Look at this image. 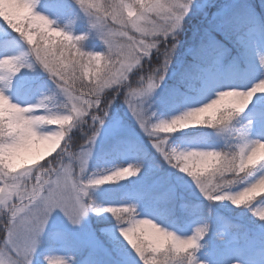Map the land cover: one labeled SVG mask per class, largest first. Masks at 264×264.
<instances>
[{"label":"snow or ice","instance_id":"1","mask_svg":"<svg viewBox=\"0 0 264 264\" xmlns=\"http://www.w3.org/2000/svg\"><path fill=\"white\" fill-rule=\"evenodd\" d=\"M137 5L142 15L136 13ZM35 7L36 0H0V18L18 34L12 37L6 33L4 39L10 43L0 49V184L3 185L0 204H5L11 213L4 240L7 255L0 252V258L6 264H29L30 259L32 264H66L69 255L44 251L45 243L72 246L69 233L58 224H53L45 240L50 217L54 210H59L67 223L79 230L77 241L81 249L87 250L86 264H264V207H257V204L264 205V196L254 200L264 193V56L258 58V66L246 75L226 71L221 66L222 57L204 64L201 53L221 50L219 42L207 30V43L202 42L193 64L183 65L172 60L169 67V58L177 45L173 42L171 49L165 48L163 69L149 76L147 87L128 93V97L135 98L128 103L134 122L153 140L150 146L154 155L149 157L142 145L121 134L119 121L107 123L115 102L102 114H93L92 109L100 113L102 94L125 80L123 76L132 57H139L141 63L142 57L150 56L152 49L159 46L155 40L137 41L129 36V26L142 36L162 35L165 43L169 38L175 41L190 9H199L201 5L194 4L193 0H170L167 4L161 0H134L127 4L131 22L124 23L111 9L104 8L100 0H80L77 15L82 13L87 18L89 29L95 31L107 49L100 51L101 57L95 52L81 51L80 43L85 35L69 39V35H74L68 24L77 18L71 12L67 13L64 28L53 31L49 20L34 14ZM234 8L250 28H255L259 21L264 30V19L257 17L250 5ZM161 11L170 13L164 24L148 20V13L159 15ZM92 12L97 13L95 19L91 17ZM109 18L121 28L106 30L103 22ZM233 18L228 13L218 14L214 18L216 30L226 32ZM144 22L151 27L142 26ZM37 29L38 32L34 31ZM116 36L126 37L127 43L117 46ZM17 46L20 50L13 51ZM113 56L118 59L113 61ZM102 60L106 61L103 67ZM34 65L52 77L55 90L33 107H22L11 102L7 91L21 69H32ZM81 69L82 76L77 74ZM113 73L119 77L118 82L105 86L102 77ZM83 79H89L90 85H84ZM169 79L177 80L179 86L162 89L161 85H167ZM77 82L84 89L79 95ZM15 86L18 91L27 87L20 80ZM158 89L166 91L163 100L170 107L197 106L185 107L172 116L158 115L151 110L152 102L159 95ZM234 93L249 97L239 114L221 108L224 97ZM246 109L250 110L241 120ZM29 115L50 117L49 123L43 126L45 130L38 131L40 127L31 126L25 119ZM88 117L93 128L86 145L78 153H69L68 145H63L62 157L67 156L68 164L63 159L58 166L38 164L46 153L55 152L62 141L70 140L73 129ZM53 125L57 127H49ZM201 127L213 129L217 136L224 138L225 147L181 149L171 143L174 134ZM125 160L128 162H122ZM165 164L175 170V178L157 177L149 183L150 175ZM17 169L22 170L16 172ZM13 172L16 174L12 175ZM142 176L145 179L130 189L120 184L132 178L140 181ZM106 184L126 189L121 194V202L103 205L93 198L91 193ZM193 188L209 204L227 202L237 209L244 206L252 217H258L259 224L253 230H245L217 215L215 221L202 218L195 225L204 227L197 226L193 231L192 226V234H184L187 218L199 208L184 195ZM141 203L149 209L146 219H137ZM92 217L97 218L95 225ZM109 217L116 222L111 228ZM212 223L218 226L215 233ZM154 224H160L166 231L156 229ZM220 229L226 235L235 233V236L224 243L226 251L222 257L210 262L199 253L208 252ZM45 256L47 259L43 260ZM72 264H76L74 259Z\"/></svg>","mask_w":264,"mask_h":264},{"label":"trees","instance_id":"2","mask_svg":"<svg viewBox=\"0 0 264 264\" xmlns=\"http://www.w3.org/2000/svg\"><path fill=\"white\" fill-rule=\"evenodd\" d=\"M219 2L223 3L222 1H219ZM230 2H231V0H229V2L227 3V8L229 7ZM263 2H264V0H236L234 2V4H232L230 6L231 10H228V12H226L229 14V16L234 17L226 32H221V31L216 32L213 29V27H210V24H214L215 26H216V24H215L214 20L208 21L211 17V13H213V11H214L213 7L208 8V10H207L208 14H207L206 18L203 20L204 22H201L200 24H198V26L196 28L197 31H201V34H202L201 42L192 46L191 48L187 44L189 43L190 35L193 34L191 30H193L195 25H197V24L194 21L190 22V19H186L185 22L182 23V27H181L180 31L177 33L175 41H173L171 38H169L168 41L165 43L164 37L162 35L159 37L148 36L147 41L152 42L155 40V42H157L159 46H158V48H155L151 52L150 56H148V58L143 60L140 63V65L129 75L128 81L126 83V85L129 87L128 92L132 89H137L141 86H144L146 83H148L149 76H154L155 72L157 70L163 69V52H164V49L165 48L171 49L173 42H175L177 47L172 52V55L169 58L170 59L169 67H171V61L172 60H176L180 64H183V65H189V64L195 63L196 59H197V50L201 47L202 42L206 43V37H207L205 35L206 30L210 34V36H214L216 38L218 36H220V37L223 36L219 40H223L227 44V46H232L235 48L237 45L238 29L246 22L238 15V10L235 9L234 6L241 5V4H247L253 8H258L263 4ZM216 6H221V5L216 4ZM216 6H214V7H216ZM200 18L203 19L202 17H200ZM0 26H3L4 29L7 31V33H10L12 37L18 36V34L15 33V31L13 29H11L7 25V23L3 21L2 18H0ZM34 31L38 32L39 30L37 29ZM56 39L60 40L61 38H56ZM214 51L215 50H209L207 52L201 53L200 54L201 62L206 63L207 61H209V59H210V57H212V53ZM105 63H106V61L102 60L101 61V67H103L105 65ZM21 71H22V74L20 75V78L25 81L24 83H28L30 81H37V80H40L43 78H47L48 87H49L48 92L52 91V89L55 86L52 83V77L49 76L38 65H34V67L32 69H27V68L21 69ZM82 73H83V69H81L80 72L77 74L82 76ZM89 75H91V72L89 73ZM33 78L36 80H32ZM82 82L84 85H90V83H91L89 79H83ZM171 84L179 85V82L175 79H169L167 82V85H171ZM80 88H81L80 82H77L76 89L80 90ZM79 92L80 91H76V94L79 95ZM124 94H125L124 91L119 92V91H115L113 89L105 90V92L101 96V100L103 101V103L100 105L101 111H100V113H97L95 109H92L93 114H102V112L105 108H108L110 105L113 104V102H115L114 105L110 109L109 116L106 118V121L109 122L113 119H116L118 117L123 116L124 115L123 114L124 108H122V106H123V101H124V98L126 95V94L125 95ZM163 109L164 108H160L158 113H162ZM242 118H243V114H241L240 119L242 120ZM92 128H93V122L91 120V117H88L87 120L82 124V126L79 129H77L76 131H73L71 133V139L70 140H65L64 143L60 146V148L52 156L44 159L39 164L47 166L49 163H52L53 165L58 166L59 163L61 162V159H63V163L65 164V162H66L65 160H66L67 156L62 157V154L65 151L63 145L67 144L68 145L67 151L69 153H73L79 147H81L83 144H85L87 142V137L91 135ZM214 133H215V131L213 129L201 127V128H196L193 131H189L187 134H185V136L191 137V139H199L203 135L211 137L212 134H214ZM210 141L214 142L212 139H210ZM225 143H226V140L223 139V140H219L216 144H218L220 148H223V147H225ZM34 167H36V166H34ZM21 170L22 169H17L16 172H19ZM16 172H13L11 174L15 175ZM165 178H167V177H165ZM148 182L149 183L151 182V180L149 178H148ZM32 183L33 184L35 183L34 178H33ZM260 196H264V195H258L257 197L254 198V200L258 201L260 199ZM189 201L193 205H198L200 208H204V201L203 200L190 199ZM259 206H260V204H257V207H259ZM218 211L221 212L224 216L227 217V219H229L233 223L241 225L243 227V229H245V230L255 229L256 225L259 224L258 217H252L250 215V213H248L244 209V206H240V208H238V209L236 208V206L234 208H227L226 206H221V207H218ZM105 215H108V214H105ZM2 218H3V216H0V242L3 240L4 233H5L6 228H7V221H6V219L2 220ZM96 219H97L96 217H92V220L95 222H96ZM109 220H110V223L108 225H110L112 223H116L114 218L111 219V217H109ZM233 235H235V233H233L231 235L223 234L222 236H217L216 240H218L222 246V243L231 239ZM199 254L200 255H207V253H199ZM149 258H152V257L150 256Z\"/></svg>","mask_w":264,"mask_h":264},{"label":"rangeland","instance_id":"3","mask_svg":"<svg viewBox=\"0 0 264 264\" xmlns=\"http://www.w3.org/2000/svg\"><path fill=\"white\" fill-rule=\"evenodd\" d=\"M100 2L103 3L104 0H100ZM161 2L165 3L166 1L161 0ZM208 2L211 3L210 0H193V3L197 4V5H201V8L203 5H205ZM224 6L225 5H223L222 7H224ZM224 8H226V7H224ZM34 11H39L42 14L47 15L50 20H54L55 21L54 26L59 25L60 20L58 19V14H57L55 7H53V6H36ZM218 12H219V10H218ZM151 14L157 15L154 12ZM168 14L169 13L166 11H161L158 16H166ZM108 21L111 23V26L114 29H120L121 28L120 25L113 24V22L111 21L110 18L108 19ZM146 23L147 22H144L142 26H145ZM68 29H70L71 33L74 35H83L84 34V31L76 32V34H75V32H73L75 29H71L70 27H68ZM127 31H128L129 36H132L131 34H138L139 36H141L140 33H137L130 26L127 28ZM90 33H91V36H90L91 41L87 40V41L83 42V45L87 48H95L99 51V49L101 48L99 45L101 44L100 42H102V41L96 35L94 30H90ZM242 38H243L244 44H243V46L239 52L238 58H236L235 56H231L230 50L225 49L220 54L216 55L215 58L212 60V62L217 60L219 57H222V61H221L222 68H224L226 71H228L230 73H235V74H239V75H246L250 71L255 69L258 66V58L261 55H264V30H262V28H260L258 26H256L255 28L248 27L242 33ZM124 41H127L126 37H120V36L115 37V43L117 46L124 44ZM6 43H10V42H7V41L0 42V49H2ZM104 48L106 49L105 46H104ZM19 50H20V46L13 48V51H19ZM117 59H118V57L113 56V61H115ZM241 61L244 62L245 66H247L244 70L240 69V67H239V63ZM116 68H119V64L116 65ZM44 88H45V85L43 83H39L34 87L24 88V89L18 91L15 84L13 83V86L7 91V94L9 96L11 102L17 103L18 105L24 107V106H28L30 104L34 105L39 99H41L43 97L42 92H43ZM130 100L134 102L135 98L130 97L128 100V103ZM128 103H127V105H128ZM192 106H197V105H195V104L183 105V108L192 107ZM126 107H127V111H130L128 106H126ZM129 113H131V112H129ZM38 114H42V113H38ZM130 116H131V114H130ZM132 118H134V117H132ZM190 129H193V128H190ZM37 130L42 131L45 129L39 128ZM126 130H127L126 132H128V134H131V135L133 134L132 129L126 128ZM253 134H255L254 130H253ZM171 143L173 144V146H177L181 149L198 148V147L212 148L211 146L204 144V142H201V143L196 142L195 143V142H190V141H185V140H179V141H172L171 140ZM48 155H50V153H46L44 155L43 159L45 157H47ZM41 160L42 159H40L39 161H41ZM118 162H120V161H118ZM122 162H128V161L125 160ZM26 166H32V165H26ZM104 166L107 167L108 165H104ZM108 204H112V203H106L104 205H108ZM228 205L231 206L230 204H228ZM115 206H119V205H115ZM262 207H264V205ZM146 218H148V213H143L137 217V219H146ZM198 223H200V222H193V221L188 222L187 223V232L184 234H187V233L192 234L191 233L192 226H193V231H194L195 227H197V226H200V227L204 226V225H195ZM53 224H58L63 229L66 228L65 230L69 233V235L75 236V237L70 238V241L72 242L71 247H64V246H61L58 244H50V247L48 248L49 244L47 243L48 244L47 245L45 243L44 249L48 248L45 251L49 252L50 254H54V255H71L72 258L75 260L76 264H86L85 256H86L87 250L81 249L79 247L78 241H77V235L76 234L79 230L73 229L70 225H66L67 221L64 218L63 214L59 210H54V212L52 213V215L50 217V220L48 222V226L46 229V233H45L46 237L48 234L47 233L48 229L52 230ZM125 226L127 227V225H125ZM111 227H109V228H111ZM220 230H223V229H220ZM0 252H4L5 256L7 255L6 250H5V246H2V248L0 249ZM234 264H235V262H234Z\"/></svg>","mask_w":264,"mask_h":264},{"label":"clouds","instance_id":"4","mask_svg":"<svg viewBox=\"0 0 264 264\" xmlns=\"http://www.w3.org/2000/svg\"><path fill=\"white\" fill-rule=\"evenodd\" d=\"M71 2H72V4L75 7L78 8L80 0H71ZM38 3H39V0H36V5ZM132 3H134V0H127V4H132ZM101 4H102V6L104 8L111 9L114 13H116L118 15V18L122 22H124V23H130L131 22L129 20L128 15H127L128 8H127L126 0H104V2L101 3ZM136 13L140 14V15L143 14L141 12V9H140L139 5L136 6ZM34 14L37 15V16H44L45 19L49 20L50 21L49 28H51L53 31H60L61 30V27L59 25L54 26L55 21L54 20H50L47 15L42 14L39 11H35ZM96 16H97L96 12H92L91 13V17L93 19H95ZM132 19H135V17H133ZM103 23L106 26V30L112 28V26L109 25L107 23V21H104ZM69 39L70 40H75V36L69 35ZM102 43H103V41H102ZM81 51H83V50L81 49ZM94 54L97 57L103 56V53L100 52V51L95 52ZM261 56H264V55H261ZM139 64H140V58L139 57H132L128 61V65L126 67V71L124 73L123 78L127 79L126 73L128 71H132V69L135 68L136 66H138ZM262 70H264V69H262ZM118 80H119V77H117L116 74H114V73L102 77V83H104L105 86H110L111 84L118 82ZM247 99H249V97H247V96H245L243 94H238V93H234L232 95L225 96L223 101L221 102V108L224 111H226V112H235V113L239 114L240 112L243 111L244 107L246 106L245 102H246ZM40 102H41V99H39L35 104H38ZM34 105L30 104V105H28L26 107L31 108ZM25 119L31 123V126L40 127V128L43 129V126H46L49 123L50 117H48V116H40V115H29V116H26ZM175 127L176 126L173 125L174 129H175ZM224 163H227V162H224ZM6 207L7 206L5 204H0V209H4ZM120 215L121 216L124 215V210L123 209L120 210ZM154 227L156 229H159L162 232L166 231L164 228H161L160 224H154ZM140 242L141 243H145L144 241H140ZM38 245H39V242H37V246ZM161 255H163V253H161ZM42 259L46 260L47 257L46 256L42 257ZM72 260H73V258L69 255L66 258V264H72ZM0 264H6V260H4L3 258H0ZM29 264H32L31 259L29 260ZM235 264H239V262H235Z\"/></svg>","mask_w":264,"mask_h":264}]
</instances>
